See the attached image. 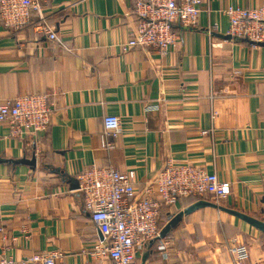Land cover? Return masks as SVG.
<instances>
[{
  "label": "crops",
  "instance_id": "1",
  "mask_svg": "<svg viewBox=\"0 0 264 264\" xmlns=\"http://www.w3.org/2000/svg\"><path fill=\"white\" fill-rule=\"evenodd\" d=\"M133 1L46 0L61 44L34 28L36 18L19 30L0 25V103L46 94L53 109L36 141L0 125V251L20 261L57 251L63 264H112L91 256L102 236L76 174L132 170L139 195L171 161L214 173L230 193L162 207L164 235L136 252V264H234L229 249L239 245L243 264H264V47L227 38L223 14L264 0H199L198 27L176 26L165 55L122 49ZM107 115L121 132L104 149Z\"/></svg>",
  "mask_w": 264,
  "mask_h": 264
},
{
  "label": "built area",
  "instance_id": "2",
  "mask_svg": "<svg viewBox=\"0 0 264 264\" xmlns=\"http://www.w3.org/2000/svg\"><path fill=\"white\" fill-rule=\"evenodd\" d=\"M45 1L0 0V25L19 30L36 18L31 23L34 28L48 40L61 44L43 14ZM132 5L135 24L122 45L123 50L138 47L165 55L178 40L176 26L195 29L199 24V0H134ZM223 14L228 19L227 38L242 40L255 48L264 47V7H226ZM48 98L46 94H27L0 103V125L9 126L11 137L36 141L50 125L53 109ZM102 119L101 145L108 149L112 147L109 140L114 141L121 132V121L111 115ZM75 181L84 210L102 236V241L92 246L91 256L106 258L112 264H136V252L158 238L162 207L173 206L180 198L206 195L218 202L230 193V183L219 181L214 173L171 161L165 163L139 195L132 170L119 172L112 167L92 166L78 172ZM229 251L234 264H243L248 257L243 245ZM62 259L63 255L52 251L20 261L0 251V264H63Z\"/></svg>",
  "mask_w": 264,
  "mask_h": 264
},
{
  "label": "water",
  "instance_id": "3",
  "mask_svg": "<svg viewBox=\"0 0 264 264\" xmlns=\"http://www.w3.org/2000/svg\"><path fill=\"white\" fill-rule=\"evenodd\" d=\"M163 235H164L163 232H161V233L159 234L160 237H163ZM159 236H158V237H159ZM150 242H152V241H150Z\"/></svg>",
  "mask_w": 264,
  "mask_h": 264
}]
</instances>
